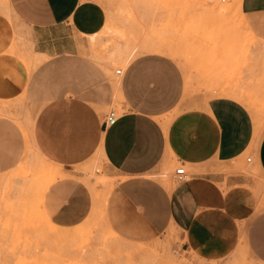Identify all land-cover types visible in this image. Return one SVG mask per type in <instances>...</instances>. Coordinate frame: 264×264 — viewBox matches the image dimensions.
<instances>
[{
	"label": "crops",
	"instance_id": "obj_1",
	"mask_svg": "<svg viewBox=\"0 0 264 264\" xmlns=\"http://www.w3.org/2000/svg\"><path fill=\"white\" fill-rule=\"evenodd\" d=\"M7 2L9 12L0 11V103L22 100L33 117L29 142L65 174L43 194L50 223L72 229L89 216L92 201L74 168L101 158L114 178L103 221L118 238L146 243L172 233L185 251L204 258L225 257L241 242L264 264V209L242 171L246 162L264 178V129L256 133L248 109L217 98L180 110L182 71L160 53L133 58L115 82L89 55L87 38L107 19L97 1ZM240 4L247 30L264 42V0ZM19 34L28 45L25 58L40 59L31 72L15 53ZM116 104L122 113L104 128ZM25 149L21 126L0 116V176L16 169ZM175 164L187 180L166 187L159 175Z\"/></svg>",
	"mask_w": 264,
	"mask_h": 264
},
{
	"label": "rangeland",
	"instance_id": "obj_2",
	"mask_svg": "<svg viewBox=\"0 0 264 264\" xmlns=\"http://www.w3.org/2000/svg\"><path fill=\"white\" fill-rule=\"evenodd\" d=\"M94 1L104 7L106 16L107 12L108 14L111 12L107 18L109 17L112 21L109 20L108 22L106 19L104 27L107 25L109 28L101 34L102 37L100 35L104 42L102 43L100 40V43L98 42L94 46L89 45V55L109 70L115 82L118 81L115 76L116 70L124 71L127 63L133 58L150 52L135 49V54L132 53L125 64L122 61L113 63L110 60L112 50L132 36L138 47L142 41L154 39L155 43L163 47L164 51L160 54L173 59L182 71L184 92L180 110L199 107V105L217 98L234 99L243 104L252 115L256 133L260 134L263 131L264 67L262 68L261 64L264 63V44L262 41L253 38L251 32L244 27L242 17L236 10L231 9L232 11L229 10L230 13L229 11H223L220 9L223 2L212 0L210 2L209 0H144L145 3L142 0ZM238 1L240 2V0ZM213 3L215 4L211 6ZM133 4L137 5L134 6ZM201 5L208 9H202ZM115 7H120V10L115 9ZM121 8L128 15L121 11ZM114 10L115 12L117 10L116 14L113 13ZM215 10L222 12L218 13ZM146 11L151 13H147V15ZM138 12H142L143 17ZM126 15L131 19L127 18ZM144 17H146L145 20ZM122 31L125 38H122ZM128 34L130 37H128ZM110 35H113V37ZM16 38L18 52L22 53L21 56L27 54L28 45L25 37L20 35ZM101 43L102 45H100ZM174 49L178 50L175 51ZM24 50L26 53L22 52ZM94 50L96 54L100 55V58L92 53ZM21 58L24 61L26 59L25 55ZM238 86L243 89L240 87V91ZM237 89L241 93L236 97L232 98L222 94L225 92V94L229 92L238 93ZM18 101L8 105L9 111L4 117L14 119L16 124L21 126L26 141V149L16 169L0 176V194L6 196L4 198L0 195V200L3 201H0V264H146L153 261L152 255H155L153 264H262L250 255L241 242L225 257L204 258L192 251L189 253L185 251L180 239L172 233L146 243H133L118 238L105 226L102 213L104 208L103 199L107 197L113 186L114 178L107 176L103 163L97 158L74 168V173L80 176L77 180L82 182L89 200L92 201L89 216L73 230L65 229L68 230L67 232H61L50 227L47 222L49 219L44 215L42 207V198L45 191L40 196L38 193L36 194L37 190L32 188H34V185L36 188L38 187L35 182L42 179L39 176L41 172H47L49 169H55L56 167L47 164L45 160L38 156L29 142L30 119L25 107L22 108V102ZM3 105L7 106L6 104ZM12 105H14V110ZM111 110H115L117 115L122 113L117 104ZM38 157L41 160H38ZM40 162L45 168L42 167L43 165ZM243 164L242 171L252 179L251 188L257 197L258 206L260 204L259 208L264 209V178L255 165L246 162ZM36 166H39L40 169ZM178 167L175 164L169 169L167 168L168 170L162 171L164 173H160V180L164 183L166 180V183L174 185L171 176ZM9 177L11 178L9 179ZM10 187H13V190ZM15 189L20 191L13 192ZM33 192L36 196L31 195H35ZM39 196L41 197L40 200L38 199ZM7 198H9L8 201ZM96 207L100 209H98L99 212ZM75 232L76 234H74ZM52 235L53 237H51ZM143 253L144 255H142Z\"/></svg>",
	"mask_w": 264,
	"mask_h": 264
},
{
	"label": "bare ground",
	"instance_id": "obj_3",
	"mask_svg": "<svg viewBox=\"0 0 264 264\" xmlns=\"http://www.w3.org/2000/svg\"><path fill=\"white\" fill-rule=\"evenodd\" d=\"M107 1V0H106ZM112 1V0H111ZM120 1V0H119ZM123 1V0H122ZM142 1H144V0H142ZM204 1V0H203ZM202 1V2H203ZM212 1H214V2H216V1H218V2H223V4H222V6L220 7L217 3H216V5H218L219 7H220V9H222L223 11L225 10V11H229V10H231V9H233V10H236L238 13H241L240 12V2L238 1V0H212ZM211 1V2H212ZM110 2V1H109ZM138 2H140V1H138ZM209 2H210V0H209ZM133 3V2H132ZM142 3V2H141ZM144 3H145V1H144ZM143 3V4H144ZM204 3V2H203ZM120 4H122L121 2H120ZM125 5H126V3H124ZM147 4V3H146ZM201 4V3H200ZM215 3H213V4H211V6L212 5H214ZM134 5V4H133ZM137 5V4H136ZM136 5H134V6H136ZM139 5H140V3H139ZM142 5V4H141ZM145 5V4H144ZM116 6V5H115ZM146 6V5H145ZM144 6V7H145ZM113 7V6H112ZM138 7V6H137ZM142 7V6H141ZM147 7H149L148 6V4H147ZM201 7H202V5H201ZM209 7H210V5H209ZM120 8V7H119ZM119 8H117V7H115V9H119ZM140 8V7H139ZM204 8H206L205 6L204 7H202V9H204ZM218 8V7H217ZM0 11L2 12V10H5V11H7V12H9L8 10H9V8H8V2H7V0H1L0 1ZM123 8H121V11H123L122 10ZM135 9V8H134ZM137 9V8H136ZM206 9H208V8H206ZM210 9H211V7H210ZM209 9V10H210ZM107 11H109L108 9H106ZM120 10V9H119ZM141 10H143V9H141ZM151 10V9H150ZM131 11V10H130ZM138 11V10H137ZM144 11V10H143ZM149 11V10H148ZM152 11V10H151ZM205 11H208V10H205ZM215 11H217V10H215ZM232 11V10H231ZM4 12V11H3ZM116 12H117V10H116ZM116 12H115V10H114V12L113 13H115L116 14ZM124 12V11H123ZM122 12V13H123ZM214 12V11H213ZM212 12V13H213ZM218 12V11H217ZM222 12V11H221ZM220 11L218 12V13H221ZM111 12H109V14H110ZM125 13V12H124ZM140 12H138V14H139ZM146 14L147 13H151V12H145ZM144 12H143V14H145ZM216 13V12H215ZM214 13V14H215ZM217 13V14H218ZM227 13V12H226ZM229 13H230V11H229ZM4 14H5V12H4ZM108 14V12H107V16L109 15ZM119 15H121L120 13H118ZM125 14H127V13H125ZM142 14V12L140 13V16H142L143 17V15H141ZM128 15V14H127ZM127 15H126V17H127ZM148 15V14H147ZM219 15V14H218ZM224 15V14H223ZM239 15V14H238ZM110 16V15H109ZM136 16L138 17V15L136 14ZM8 17V16H7ZM9 18V17H8ZM127 18H130V17H127ZM145 18L146 17H144V20H145ZM149 18V17H148ZM10 19V18H9ZM113 19V18H112ZM131 19V18H130ZM140 19V18H139ZM242 19V18H241ZM109 17L107 18V21L109 22ZM141 20V19H140ZM243 20V19H242ZM110 21H112V20H110ZM127 21H128V19H127ZM130 21V20H129ZM131 22H133L132 20H131ZM135 22V21H134ZM111 23V22H110ZM126 23V22H125ZM129 24V26H130V22L128 23ZM132 24V23H131ZM142 24V23H141ZM242 24V23H241ZM133 25V24H132ZM137 25V24H136ZM18 26V25H17ZM134 26V25H133ZM138 26V25H137ZM135 27V26H134ZM244 27H246V26H244ZM18 28V27H17ZM109 27L106 25L105 27H103V29L98 33V34H96V35H93V36H90V37H88L87 38V42L89 43V45L90 46H94L95 44H97L98 42L100 43V40L102 41V38H100V35L101 34H103L107 29H108ZM133 28V27H132ZM138 29H139V26L137 27ZM19 30V29H18ZM112 30H113V28H112ZM18 31L16 30V34H18L17 33ZM114 32V31H113ZM121 33V32H120ZM248 33V32H247ZM131 34V33H130ZM20 35V34H19ZM115 35V34H114ZM129 35V34H128ZM250 35V34H249ZM18 36V35H17ZM103 35H101V37H102ZM110 36H112L113 37V35H110ZM116 36V35H115ZM132 36V35H131ZM19 37V36H18ZM128 37H130V35L128 36ZM122 38H125L124 37V33H123V31H122ZM145 38V37H144ZM17 39V38H16ZM22 39V38H21ZM106 40V39H105ZM128 40H130V41H128ZM259 40V39H258ZM104 41H102V43H103ZM18 43V42H17ZM102 43L100 44V45H102ZM262 43H264V42H262ZM21 44V43H20ZM99 45V44H98ZM97 45V46H98ZM138 44H136L135 43V41H134V39H133V36L132 37H130L129 39H127V41H124V42H122V44L121 45H118L117 47H115L113 50H112V56L110 57V60L114 63L115 61H122V63L123 62H125V64L128 62V58L130 57V55L132 54V53H134V52H136V50L137 49H140V50H143V51H145V52H150V53H162L164 50H163V47H162V45H158L157 43H155V41H154V39L153 40H145V41H142V43L139 45V47L137 46ZM15 47V46H14ZM138 47V48H137ZM167 47H170V46H167ZM167 47H166V49H167ZM17 48V47H16ZM98 48V47H97ZM177 48V47H176ZM100 49V48H99ZM136 49V50H135ZM258 49V48H257ZM13 49H11V51H12ZM168 50V49H167ZM175 50V49H174ZM176 50H178V49H176ZM175 50V51H176ZM264 50V49H263ZM14 51V50H13ZM12 51V52H13ZM21 51V50H20ZM169 51V50H168ZM15 52V51H14ZM22 52H25V50L24 51H22ZM27 52H29V50L27 51ZM97 52V51H96ZM15 53H18V54H20V57H22V56H27V54H24V55H22L21 56V54L22 53H20V52H15ZM26 53V52H25ZM92 53L95 55L96 53H95V50L94 51H92ZM17 54V55H18ZM135 54V53H134ZM175 54V53H174ZM183 54H184V52H183ZM97 55V57L98 58H100L99 56L100 55H98V54H96ZM95 55V56H96ZM32 57H34V56H32ZM91 57V56H90ZM181 57H182V55H181ZM186 57V56H185ZM27 58V57H26ZM96 58V57H95ZM35 59V58H34ZM188 59V58H187ZM27 60H28V67H29V69H30V72L36 67V65L40 62V59L39 60H37V61H31V60H29L28 58H27ZM27 60H26V62H27ZM102 60H104V59H102ZM178 60V59H177ZM184 60V59H183ZM182 61V60H181ZM112 62H111V64H112ZM187 62V61H186ZM180 63V62H179ZM181 64H183V63H181ZM262 68L264 67V63L262 62ZM185 66V65H184ZM183 66V67H184ZM238 85H239V82H238ZM242 85V84H241ZM240 87L241 86H238V88L240 89ZM241 89H243L242 87H241ZM241 89H240V91H241ZM238 90V89H237ZM239 90H238V93H235V92H229V93H227V94H225V93H222L223 95H226V96H229V97H236V96H238V95H240L239 93H241ZM220 95V94H219ZM242 95V94H241ZM261 100V99H260ZM259 100V101H260ZM206 101V100H205ZM12 102V101H11ZM19 102V101H18ZM21 102H22V100H21ZM188 102V101H187ZM258 102V101H257ZM261 102V101H260ZM263 102V101H262ZM6 103V102H5ZM10 103V102H9ZM3 104H4V102H3ZM3 104H1L0 103V114H3V115H1V116H4V115H6V114H8V105L7 106H5V105H3ZM187 104V103H186ZM194 104V103H193ZM204 104H206V103H204ZM10 105V104H9ZM22 106V105H21ZM204 106V105H203ZM206 106V105H205ZM263 106V105H262ZM11 107V106H10ZM14 105H12V109L14 110ZM23 107H25L24 105L22 106V108ZM263 109H264V107H262ZM24 109V108H23ZM23 109H21L22 111H23ZM193 109V108H192ZM205 109V108H204ZM263 109H262V111H263ZM27 110V109H26ZM206 110V109H205ZM207 110H208V107H207ZM13 112V111H12ZM18 112V111H17ZM13 114V113H12ZM17 114V113H16ZM8 116V115H7ZM27 116V115H26ZM31 116H33V114H31ZM15 117H17L16 115H15ZM33 118V117H32ZM32 118L30 117V125H32ZM21 119H22V115H21ZM15 121V120H14ZM18 121V120H17ZM24 125H25V123H24ZM34 151V150H33ZM37 153V152H36ZM37 155L38 156H40L38 153H37ZM43 157V156H42ZM44 158V157H43ZM101 159V158H100ZM38 160H41V159H39V157H38ZM95 160V159H94ZM103 160V159H102ZM45 161H47V160H45ZM101 161V160H100ZM93 162V161H92ZM39 164V163H38ZM37 164V165H38ZM40 164L41 165H43L41 162H40ZM47 164H49V163H47ZM104 164V163H103ZM50 165H51V163H50ZM37 168L39 167V166H36ZM42 167H44L45 168V166L43 165ZM94 167V166H93ZM20 168V167H19ZM18 168V169H19ZM59 168V167H58ZM168 169H169V167H167ZM38 169H40V167L38 168ZM42 169V168H41ZM168 169H166L165 168V170H168ZM45 170V169H44ZM37 172H39V171H37ZM45 172V171H44ZM41 172L40 173V175H39V173H37L39 176H41L42 177V179L41 180H39L38 182H35L36 183V185L38 186L37 188L35 187V185L33 186L34 188H32V189H34V190H37V192H36V194L38 193L40 196H41V194L47 189V187L52 183V182H54V181H56L57 179H59V178H62V177H64L65 176V174L64 173H62L60 170H58L57 168H53V169H49L47 172ZM161 173H164V172H161ZM16 175V174H15ZM24 176V175H23ZM163 176H164V174H163ZM12 177V176H11ZM11 177H9V179L11 178ZM16 177V176H15ZM19 177V176H18ZM165 177V176H164ZM12 178H14V177H12ZM22 178V177H21ZM160 178V177H159ZM7 179H8V177H7ZM6 179V180H7ZM5 180V181H6ZM103 180V179H102ZM163 180V179H162ZM165 180V179H164ZM19 181V180H18ZM106 181V180H105ZM172 181V180H171ZM1 182V181H0ZM7 182V181H6ZM20 182H21V179H20ZM104 182V181H103ZM2 183H3V181H2ZM1 183V185L2 186H4L3 184ZM10 183V182H9ZM164 183V182H163ZM7 184H8V182H7ZM15 184H16V182H15ZM11 185V184H10ZM24 185H25V183H24ZM165 185H166V187H169V183H166V180H165ZM15 186V185H14ZM172 186H173V184H172ZM6 187H8V186H6ZM19 187V186H18ZM10 188H12V190H13V187H10ZM21 188V187H20ZM24 188V187H23ZM0 189H1V186H0ZM105 189H107V188H105ZM16 190L17 189H15L13 192H16ZM23 190V189H22ZM33 190V191H34ZM3 191H5V190H3ZM17 191H20V190H17ZM10 192H11V190H10ZM22 192V191H21ZM2 193V192H1ZM18 193V192H17ZM20 193V192H19ZM32 193V192H31ZM34 193V192H33ZM103 193V192H102ZM35 194V193H34ZM36 194L35 195H33V194H31L32 196H36ZM263 194V193H262ZM1 195V194H0ZM5 195H7V194H5ZM2 196V195H1ZM32 196H30V197H32ZM39 196V200H40V197ZM262 196V195H261ZM264 196V195H263ZM2 197H6V196H2ZM7 197H10L9 195H7ZM14 197H16V196H14ZM13 197V198H14ZM19 197V196H18ZM27 197H29L28 195H27ZM261 198V197H260ZM263 198V197H262ZM19 199V198H18ZM9 200V198H7V201ZM20 200V199H19ZM33 200V199H32ZM99 200H101L100 198H99ZM1 201V200H0ZM5 201H6V199H5ZM6 201V202H7ZM38 201V200H37ZM95 202H96V200H94ZM103 201H104V203H105V201H106V198L105 199H103ZM1 202H3V201H1ZM19 202H21V201H19ZM94 202V203H95ZM262 203V202H261ZM264 203V202H263ZM14 205H15V203H14ZM36 205V204H35ZM35 205H34V207H35ZM37 205H39V204H37ZM97 206V205H96ZM259 206H260V204H259ZM98 207V206H97ZM97 207H96V209H97ZM36 208H38V207H36ZM99 209V208H98ZM98 209H97V211H98ZM100 210V209H99ZM16 211H18V210H16ZM37 212H38V210H36ZM95 211V210H94ZM31 212V211H30ZM99 212V211H98ZM98 212H96L97 214H98ZM102 213H103V211H102ZM38 215H39V213H38ZM44 218V217H43ZM103 218H104V216H103ZM45 221V220H44ZM43 221V222H44ZM47 222H48V224H49V226L50 227H52L53 229H56V230H58V231H61V232H67L68 230H65L66 228H63V229H59V228H57V227H55L54 225H52L48 220H47ZM47 224V225H48ZM49 229V228H48ZM52 230V229H51ZM72 230H73V228H72ZM53 231V230H52ZM51 231V232H52ZM54 233V232H53ZM51 234V233H50ZM58 234V233H57ZM57 234H56V236H57ZM70 234V233H69ZM74 234H76V232L74 233ZM63 235V234H62ZM65 235V234H64ZM61 236V235H60ZM51 237H53V235L51 236ZM58 237V236H57ZM55 239V238H54ZM113 240H114V238H113ZM119 240V239H118ZM131 245V244H130ZM136 246V245H135ZM145 248V247H144ZM129 249V248H128ZM133 249H134V246H133ZM147 249V248H146ZM129 251V250H128ZM141 251V250H140ZM146 251V250H145ZM124 252V251H123ZM135 252V251H134ZM131 253V252H130ZM142 253V252H141ZM124 254V253H123ZM132 254V253H131ZM135 254H136V252H135ZM137 254H139V253H137ZM121 255V254H120ZM142 255H144V253L142 254ZM118 256H119V254H118ZM125 256V255H124ZM139 256V255H138ZM126 257V256H125ZM154 257H155V255H152L151 256V258L153 259V261H150V262H147L146 264H153L154 263ZM121 258V257H120ZM142 258V257H141ZM130 259V258H129ZM168 260H170V259H168ZM118 261V260H117ZM119 262V261H118ZM172 263V262H171ZM185 264V263H184Z\"/></svg>",
	"mask_w": 264,
	"mask_h": 264
},
{
	"label": "built area",
	"instance_id": "obj_4",
	"mask_svg": "<svg viewBox=\"0 0 264 264\" xmlns=\"http://www.w3.org/2000/svg\"><path fill=\"white\" fill-rule=\"evenodd\" d=\"M115 75L116 76H119L121 75V70H116L115 71ZM118 119V115L117 113L115 112V110H110L104 117L103 119V126L104 128H108V127H111L113 126L116 121ZM248 161L250 160V158L247 159ZM173 180L176 182V183H183L187 180V173L184 169V167L182 166H179L178 168L175 169L174 171V175H173Z\"/></svg>",
	"mask_w": 264,
	"mask_h": 264
}]
</instances>
